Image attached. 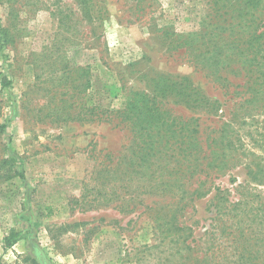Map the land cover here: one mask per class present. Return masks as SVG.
<instances>
[{
  "label": "rangeland",
  "instance_id": "obj_1",
  "mask_svg": "<svg viewBox=\"0 0 264 264\" xmlns=\"http://www.w3.org/2000/svg\"><path fill=\"white\" fill-rule=\"evenodd\" d=\"M212 13V0H0L9 39L0 47L1 264L195 263L178 249L179 232L166 230L163 209H150L166 202L167 156L136 152L146 138L132 120L95 118L96 106L123 109L142 90L161 119L214 150L222 166L185 172L191 181L210 176L205 196L173 207L178 224L192 226L182 238L200 240L201 256L242 234L258 239L264 257V85L257 95L245 91V73H230L224 85L175 45L213 29ZM181 83H190L193 103L166 92ZM197 159L179 155L170 166ZM216 186L228 198L217 221ZM185 188L173 186L177 199Z\"/></svg>",
  "mask_w": 264,
  "mask_h": 264
},
{
  "label": "trees",
  "instance_id": "obj_2",
  "mask_svg": "<svg viewBox=\"0 0 264 264\" xmlns=\"http://www.w3.org/2000/svg\"><path fill=\"white\" fill-rule=\"evenodd\" d=\"M212 1L213 13L211 16L213 22L211 26L213 29L204 31L199 40L194 39L195 41L192 40L193 38L183 39L182 36H178L175 45L184 49V52L191 54L193 59L201 64L202 69H208L209 74L213 78L221 79L224 85L225 83H230V79L228 78L230 73L234 75L241 74L242 76L245 73L248 75L250 82H244L242 87L245 88V91L255 92L257 95L264 85V30L261 29L264 25L262 22L264 18V0H240L239 4L233 6H229V0ZM227 7H231V10L226 9ZM7 35V30L0 27V47L5 45L9 40ZM253 61H256L257 66H251L253 65ZM8 83V80L4 81V85ZM87 83L89 84V79ZM189 84H183L179 89L170 88V85L167 84V89L170 88L171 90H166V92L170 93L173 91L186 104H191L195 97L193 96L194 94L188 93ZM151 99L143 90L132 91L123 109L112 112L111 110L101 109L96 106L98 111L95 112L96 119L113 122L115 125H120L122 122H125V126H127L129 125V121L132 120V123L137 126V128L134 127L136 128V137L138 139L140 138V140L142 137L146 138L142 140V144L135 146L138 154L141 151L144 157L156 152L160 156H167L164 168L168 171V182L166 185L167 188L165 190L163 189V195H166H164L166 202L160 209L153 206H150V209L154 211L163 209V216L165 213V216L168 218L164 222V226L167 227L166 230L168 232H179V234H176L178 236L175 242H181L182 245L178 249L186 250L189 253V256L186 258L193 260L195 262L194 264H223L224 262L232 261L229 258L230 254L235 256L232 264H264V257L257 254L259 250L257 248L258 239L255 240V238L249 241L248 239H242V234H233L230 239L228 238V242L222 240L216 245L215 243L211 244V252H204L201 256L196 251L201 246L200 240L197 241L194 238L188 241V236L182 238L184 233H192V226L178 224L176 212L173 210V207L177 202H181L180 199L182 201L186 198L194 200L206 195L208 189L206 190L202 187L208 181L207 177L210 175L206 174L202 179L196 177L191 181L192 177H194L195 170L199 169L201 171L202 169L206 170V168L212 167L216 171H220L222 166L216 163V161L214 162V159L211 158L215 152L214 150H202L199 143L197 144L198 141L195 136V139L193 137L187 141L193 134L181 132V127L176 129L173 120H170L169 117L161 119L162 113L159 112L158 108L152 106V103L150 104ZM196 101L198 102L199 100ZM93 109L95 107L91 106L87 110L92 112ZM156 118H158L156 122L158 130L154 131L152 120H156ZM114 119H116L115 122ZM192 132L197 133V128L192 130ZM179 138L183 139L178 142ZM193 153L198 154V159L195 162L189 163L187 166H182L181 164L170 166L171 160H174L175 157L179 155H193ZM201 153H203V156L200 158L199 155ZM137 160L138 155L135 161ZM103 171L112 172L113 169L109 167ZM185 172H188L192 177L189 178ZM193 183H195V186ZM176 185H186L187 187L182 189V194L179 199H177L179 194L173 191V186ZM215 190L213 199L217 198V200L214 201L215 203L213 205L215 209L214 218L217 221L221 219L220 215H223L226 210L225 205L228 198L226 196V190L220 189L217 186ZM184 194H186V197ZM230 203L232 209H237L243 204V201L239 198L237 201ZM213 226L217 227V224L214 223ZM5 240L8 242L7 238ZM210 248L208 247L206 249L210 250Z\"/></svg>",
  "mask_w": 264,
  "mask_h": 264
}]
</instances>
